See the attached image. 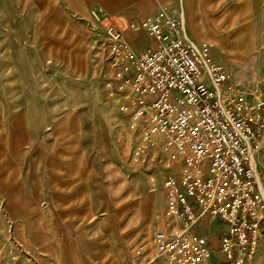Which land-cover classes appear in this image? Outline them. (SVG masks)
Returning <instances> with one entry per match:
<instances>
[{
	"label": "rangeland",
	"instance_id": "rangeland-1",
	"mask_svg": "<svg viewBox=\"0 0 264 264\" xmlns=\"http://www.w3.org/2000/svg\"><path fill=\"white\" fill-rule=\"evenodd\" d=\"M82 1L87 15L68 0H0V264H133L163 228L175 152L163 135L144 142L120 113L133 72L120 78L131 64L105 47L108 25L126 38L144 31L129 29V15L100 22L97 1ZM182 1L153 10L170 5L183 19ZM204 1H221L207 12L228 36L215 59L250 107L264 102V0ZM242 31L255 43H239ZM258 161L260 184L264 144ZM204 220L220 249L221 221Z\"/></svg>",
	"mask_w": 264,
	"mask_h": 264
},
{
	"label": "built area",
	"instance_id": "built-area-1",
	"mask_svg": "<svg viewBox=\"0 0 264 264\" xmlns=\"http://www.w3.org/2000/svg\"><path fill=\"white\" fill-rule=\"evenodd\" d=\"M129 29L144 31L154 44L136 53L122 30L105 28L110 60L131 64L120 77L133 72L125 80L130 92L122 97L120 113L144 142L165 136L178 164L165 183L167 212L153 235V252L137 247L133 264H208L212 244L193 229L212 218L226 227L220 249L226 264H255L264 236V193L257 179L264 102L249 106L212 61L210 47L190 41L170 5L131 21ZM206 163L208 173L201 169Z\"/></svg>",
	"mask_w": 264,
	"mask_h": 264
},
{
	"label": "crops",
	"instance_id": "crops-1",
	"mask_svg": "<svg viewBox=\"0 0 264 264\" xmlns=\"http://www.w3.org/2000/svg\"><path fill=\"white\" fill-rule=\"evenodd\" d=\"M68 1L77 10L83 11L85 15L88 14V12H86V6L82 0H68ZM96 1H97L98 8L96 7V10L94 11L97 14H99L103 19H106L107 16L111 18V17H118V16L123 17L126 15H129L130 17L129 21L131 22L133 20L139 21L147 17L148 15H150L151 13L155 11L153 10L154 8L161 5V2H164L165 0H96ZM220 2L221 1L217 3L214 1H204V0H183L182 1V7H183L182 10H183V16H184L182 17H183L190 41L199 47H201L202 45H208L210 47V57L212 61L219 65L221 62L215 59L216 54L214 53L213 50L215 47H217L221 49V53H225L226 48L223 46V44L227 42L228 36L226 37L225 35H219V33L221 34L222 32H224L222 31V29L224 28L221 27L223 17H221L220 19H215V20L213 19L214 17L209 18L208 16L209 13L207 12V9L209 11L215 10L218 8L220 9L221 8ZM166 3L168 2L166 1ZM214 4H216V8L214 7ZM130 33L132 32L130 31ZM242 33H245V31H242ZM251 37L253 36H247L246 33L241 34L238 41L240 43L242 38L247 39L249 41ZM138 39L142 41V42H139V44L137 43ZM127 40L130 46L132 47V49L135 50L136 53L145 51L149 49L150 47H152L154 44L153 40L145 32L137 33V35L127 38ZM253 40L255 43L254 37H253ZM250 43H251V46L253 47L251 52H253L255 48H254L253 42H250ZM238 47H239V44H238ZM251 52H249V54ZM204 222H206V220H203L199 224L200 226L199 229H196L195 227L193 229V233L207 237L212 244L213 253H212V257L209 260L208 264H226L227 260H226L225 255L220 253L221 239H222V235L226 232V227L223 225L222 222L218 221L221 225V229H219L220 237H217L219 239L220 249L217 250L214 248V243L210 235L205 230L202 229L201 224H203ZM211 222H212V219L210 220V223ZM100 227L101 226L99 225L94 230L97 233H99ZM44 231L46 232L47 230L45 229ZM215 232L216 231L213 232V236H216ZM34 240H35V236H34ZM263 240H264V236L261 237L260 242H259V249L257 252L255 264H262L264 262L263 261L264 260V250H263L264 247L262 246ZM113 244L114 243H112V246H111L112 249L114 248ZM113 252H114V249L112 250L111 254H113ZM102 255L104 257L112 256L110 255L109 251L102 253ZM115 258L116 257H114V259ZM71 263L72 264H83L81 260H79L78 258L74 256L71 257ZM115 263L118 264L117 261Z\"/></svg>",
	"mask_w": 264,
	"mask_h": 264
},
{
	"label": "bare ground",
	"instance_id": "bare-ground-1",
	"mask_svg": "<svg viewBox=\"0 0 264 264\" xmlns=\"http://www.w3.org/2000/svg\"><path fill=\"white\" fill-rule=\"evenodd\" d=\"M119 77H120V74H119ZM121 78V77H120ZM264 181V180H263ZM260 186H261V189H262V191H263V193H264V182H260Z\"/></svg>",
	"mask_w": 264,
	"mask_h": 264
}]
</instances>
